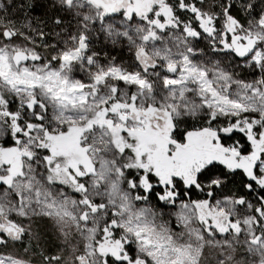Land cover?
I'll list each match as a JSON object with an SVG mask.
<instances>
[{"label": "snow or ice", "instance_id": "obj_1", "mask_svg": "<svg viewBox=\"0 0 264 264\" xmlns=\"http://www.w3.org/2000/svg\"><path fill=\"white\" fill-rule=\"evenodd\" d=\"M38 7L0 0V264H264V0Z\"/></svg>", "mask_w": 264, "mask_h": 264}, {"label": "trees", "instance_id": "obj_2", "mask_svg": "<svg viewBox=\"0 0 264 264\" xmlns=\"http://www.w3.org/2000/svg\"><path fill=\"white\" fill-rule=\"evenodd\" d=\"M15 4L19 6L23 0H14ZM35 2L40 5V7L37 8L36 14L37 15H43L45 11H47V3L48 0H35ZM15 13V10H13V14ZM93 50L100 53V58L107 59L112 56L116 57L117 62L122 63H128L130 53L123 48L122 45L113 46L110 42L105 40L101 37V35H98L97 37H94L93 41ZM247 70H245L246 72ZM245 72H241V74H245ZM194 123V122H190ZM239 176L233 178V182H230L229 189L230 190H236L239 185Z\"/></svg>", "mask_w": 264, "mask_h": 264}, {"label": "rangeland", "instance_id": "obj_3", "mask_svg": "<svg viewBox=\"0 0 264 264\" xmlns=\"http://www.w3.org/2000/svg\"><path fill=\"white\" fill-rule=\"evenodd\" d=\"M14 15H15V13H14ZM20 19H23V17H20ZM101 37L104 38L105 40H107L103 35H101ZM123 48L126 49V46H123ZM103 60H105V59H103ZM44 240L50 249L54 248L55 244L57 243V241L55 240V235H54V233H52L50 228H47V235H45ZM20 251L22 253V250H20Z\"/></svg>", "mask_w": 264, "mask_h": 264}, {"label": "flooded vegetation", "instance_id": "obj_4", "mask_svg": "<svg viewBox=\"0 0 264 264\" xmlns=\"http://www.w3.org/2000/svg\"><path fill=\"white\" fill-rule=\"evenodd\" d=\"M201 46H203V44H202ZM210 55H215V54H210ZM170 211H171V210H166V213H168V214H169V213H170ZM25 244H27V241H25ZM19 250H22V249H19Z\"/></svg>", "mask_w": 264, "mask_h": 264}]
</instances>
